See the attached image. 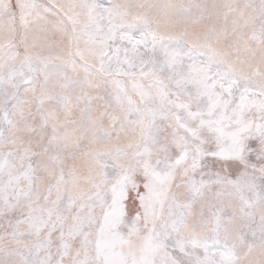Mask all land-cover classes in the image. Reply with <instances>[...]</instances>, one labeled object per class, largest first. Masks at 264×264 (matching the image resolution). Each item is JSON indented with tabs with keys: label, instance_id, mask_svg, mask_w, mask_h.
<instances>
[{
	"label": "snow or ice",
	"instance_id": "6c2138e0",
	"mask_svg": "<svg viewBox=\"0 0 264 264\" xmlns=\"http://www.w3.org/2000/svg\"><path fill=\"white\" fill-rule=\"evenodd\" d=\"M0 264H264V0H0Z\"/></svg>",
	"mask_w": 264,
	"mask_h": 264
}]
</instances>
